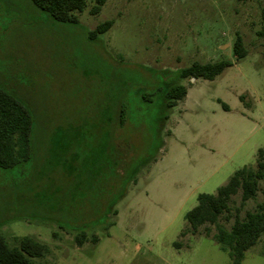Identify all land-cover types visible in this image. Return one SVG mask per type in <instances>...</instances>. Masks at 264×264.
<instances>
[{
	"label": "rangeland",
	"instance_id": "rangeland-1",
	"mask_svg": "<svg viewBox=\"0 0 264 264\" xmlns=\"http://www.w3.org/2000/svg\"><path fill=\"white\" fill-rule=\"evenodd\" d=\"M93 6L61 24L30 0H0V89L33 117L30 159L0 168V236L45 245L35 264H231L217 227L194 233L185 215L264 162V0ZM221 60L234 65L213 81L179 77ZM177 84L187 96L168 109ZM263 191L261 180L244 205L233 196L218 226L257 212ZM242 264H264V235Z\"/></svg>",
	"mask_w": 264,
	"mask_h": 264
},
{
	"label": "trees",
	"instance_id": "trees-1",
	"mask_svg": "<svg viewBox=\"0 0 264 264\" xmlns=\"http://www.w3.org/2000/svg\"><path fill=\"white\" fill-rule=\"evenodd\" d=\"M39 10L48 13L54 21L61 24H78L79 13H83L88 2L94 4L90 13L97 15L110 0H30ZM264 19V11H263ZM114 21H107L90 33V38L107 33ZM233 54L237 61L245 58L243 40L237 37L233 46ZM231 60H221L215 63H194L189 68L180 71V79H202L213 81L227 69L233 67ZM188 89L183 85L169 86L166 93V108L172 109L187 96ZM244 100V97H241ZM225 110H229L223 105ZM33 131V117L24 105L13 96L0 89V168L13 169L30 159ZM264 151L259 150L263 155ZM264 180V162L258 160L257 170L243 168L237 171L229 182L218 189L216 195L201 194L198 204L185 215L192 232H197L204 225H214L218 231L216 241L227 252L231 264H242L245 253L258 244L264 235V191L263 202L255 213H247L244 220L236 219L230 231L218 226L219 218L230 211L229 202L241 191L242 204L254 199L259 190V182ZM79 247L87 241L84 233L75 237ZM97 238L92 240L97 243ZM46 246L24 238L17 247L11 248L6 239L0 236V264H35L34 259H41L46 254Z\"/></svg>",
	"mask_w": 264,
	"mask_h": 264
},
{
	"label": "water",
	"instance_id": "water-1",
	"mask_svg": "<svg viewBox=\"0 0 264 264\" xmlns=\"http://www.w3.org/2000/svg\"><path fill=\"white\" fill-rule=\"evenodd\" d=\"M192 80H195V79H192Z\"/></svg>",
	"mask_w": 264,
	"mask_h": 264
}]
</instances>
